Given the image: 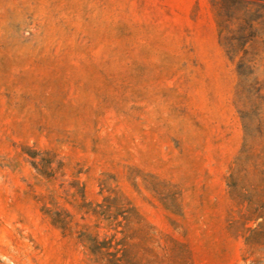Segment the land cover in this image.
Listing matches in <instances>:
<instances>
[{"label": "rangeland", "instance_id": "1", "mask_svg": "<svg viewBox=\"0 0 264 264\" xmlns=\"http://www.w3.org/2000/svg\"><path fill=\"white\" fill-rule=\"evenodd\" d=\"M213 3L0 0V264H95L79 234L113 233L86 208L104 186L143 264H264V219L230 227L244 127Z\"/></svg>", "mask_w": 264, "mask_h": 264}, {"label": "trees", "instance_id": "2", "mask_svg": "<svg viewBox=\"0 0 264 264\" xmlns=\"http://www.w3.org/2000/svg\"><path fill=\"white\" fill-rule=\"evenodd\" d=\"M221 44L235 62L240 75L239 113L244 127V141L228 176V185L236 214L231 215L230 227L235 231H253L252 221L264 219V94L259 84L258 66L264 65V0H214ZM242 88V89H241ZM34 166L47 177H51L52 160H37L38 152L27 148ZM41 165V166H40ZM108 191L102 203L86 204L87 212L97 222H106L113 230L111 235L81 231L80 241L93 256L95 264H143L128 242L129 223L134 208L115 188L102 187ZM82 196L84 193L82 192ZM54 224L67 229L68 222L46 208ZM264 225V221L259 223ZM123 236L119 237L118 234Z\"/></svg>", "mask_w": 264, "mask_h": 264}]
</instances>
